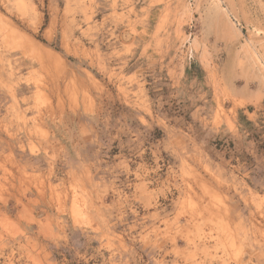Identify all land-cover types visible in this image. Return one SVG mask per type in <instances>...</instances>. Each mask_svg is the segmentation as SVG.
<instances>
[{"label":"rangeland","instance_id":"rangeland-1","mask_svg":"<svg viewBox=\"0 0 264 264\" xmlns=\"http://www.w3.org/2000/svg\"><path fill=\"white\" fill-rule=\"evenodd\" d=\"M0 264H264V0H0Z\"/></svg>","mask_w":264,"mask_h":264},{"label":"bare ground","instance_id":"bare-ground-1","mask_svg":"<svg viewBox=\"0 0 264 264\" xmlns=\"http://www.w3.org/2000/svg\"><path fill=\"white\" fill-rule=\"evenodd\" d=\"M51 114V113H50Z\"/></svg>","mask_w":264,"mask_h":264}]
</instances>
